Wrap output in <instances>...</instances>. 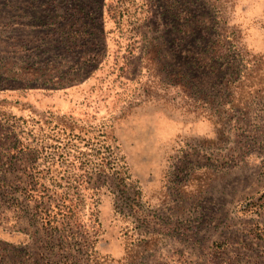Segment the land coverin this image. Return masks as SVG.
Masks as SVG:
<instances>
[{
	"label": "rangeland",
	"instance_id": "rangeland-1",
	"mask_svg": "<svg viewBox=\"0 0 264 264\" xmlns=\"http://www.w3.org/2000/svg\"><path fill=\"white\" fill-rule=\"evenodd\" d=\"M0 264H264V0H0Z\"/></svg>",
	"mask_w": 264,
	"mask_h": 264
},
{
	"label": "trees",
	"instance_id": "trees-1",
	"mask_svg": "<svg viewBox=\"0 0 264 264\" xmlns=\"http://www.w3.org/2000/svg\"><path fill=\"white\" fill-rule=\"evenodd\" d=\"M100 137L101 138L105 137L103 132L101 133ZM110 150H112V146L107 147V144L105 141L100 142L98 140L96 142L95 157H97V162L95 163L94 172L96 174H102V175H105L106 173H109V172H114V174L118 177H120L121 175L124 176L123 178H119L120 180L130 181L131 178L129 177V174L127 172V167L124 163V160L122 159V157L118 158L114 156L113 154H111ZM48 151H50V148L49 147L45 148V146L39 150L38 149L33 150L32 162L41 163L44 160L46 161V159H52V157H48L51 154V153H48ZM62 208L63 207H59L58 210L60 212H64Z\"/></svg>",
	"mask_w": 264,
	"mask_h": 264
}]
</instances>
